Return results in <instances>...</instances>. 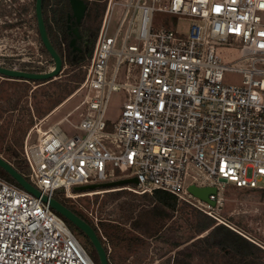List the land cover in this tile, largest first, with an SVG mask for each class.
I'll use <instances>...</instances> for the list:
<instances>
[{"label":"built area","instance_id":"obj_1","mask_svg":"<svg viewBox=\"0 0 264 264\" xmlns=\"http://www.w3.org/2000/svg\"><path fill=\"white\" fill-rule=\"evenodd\" d=\"M116 3L124 9L110 35L108 21ZM154 11L170 15L158 29L151 24ZM177 16L191 19L186 35L175 28ZM50 24L57 31L52 20ZM124 24L120 47L115 48ZM23 29L28 31V26ZM31 29L30 56L20 61L30 62V71L49 70L50 61ZM58 36L64 65L66 42ZM131 37L134 42L128 43ZM231 40L240 43L239 67L224 64L218 50L219 43ZM23 49L20 53L25 54ZM14 55L0 48V65L23 69ZM110 55L116 62L107 79ZM121 65L125 80L116 82ZM82 67L84 77L75 92L85 93L76 108L85 105L86 109L76 127L84 134L69 136L58 123L46 130L34 125L38 137L29 143L27 135L22 147L28 165L25 177L43 194L73 200L119 189L136 193L161 189L226 224L215 213L225 199L226 184L264 186V0H151V4L106 0L92 54ZM134 68L137 78L129 81L136 75L131 73ZM225 70L241 72L242 83H224ZM119 89L127 97L117 120L108 122L104 119L108 95ZM102 136L116 139L120 151L111 153L100 142ZM110 168L116 173L111 175ZM188 175L190 184L216 187L209 194L215 206L189 197ZM126 177H136L138 183L73 190ZM75 205L100 231L103 217L96 211L97 203ZM0 264L95 262L48 202L0 177Z\"/></svg>","mask_w":264,"mask_h":264},{"label":"rangeland","instance_id":"obj_2","mask_svg":"<svg viewBox=\"0 0 264 264\" xmlns=\"http://www.w3.org/2000/svg\"><path fill=\"white\" fill-rule=\"evenodd\" d=\"M22 1L24 0H19L18 2ZM141 2L151 4V0H141ZM0 3L6 4L8 8H13V15L0 16V42L2 41V44L6 42V45H1L0 48L2 52L6 51L15 53L16 55L13 56V59L17 58L15 63L19 65L20 68H22L23 63V69H28L30 68V62H21L20 58L30 56V27L32 28V38H34V40L39 43L37 40L36 29L33 24L32 14L30 13L29 15L18 16L16 14L17 9L14 8L18 4L17 2H11V5H9V0H0ZM123 9L124 7L120 3H116L113 6L108 21V34L111 35L114 33ZM166 17H170V15L163 12L154 11L151 21L152 27L154 29H158L163 23L167 22V19H165ZM17 21H19V23L13 24ZM190 23L191 19L189 17L177 16L175 28L181 35H186L188 33ZM24 25L28 26V31L23 29ZM92 25L95 26L96 22L92 21ZM10 28H14V30L10 32ZM124 33L125 24L117 34L116 43L114 45L115 48L120 47ZM22 39H24L23 42H21ZM132 42H134V40L131 37L128 39V43ZM12 44L14 45L9 46ZM22 47L24 48L23 52H25V54L20 53ZM239 48L240 43L236 40H231L230 43H219L218 50L222 58V62L229 66H241L242 62L240 61ZM115 62V55H110L107 63V79L112 77ZM6 65L9 66L8 64ZM68 67L69 66L67 62L63 65L62 72L65 69H68ZM74 71H77V69L71 70L70 74ZM124 72V65H121L117 76L115 77L116 82H122L125 80ZM131 73L136 75H132L129 78V81H134L135 77L137 78L136 69L134 68ZM67 77L69 76H66V78ZM223 81L226 84L240 85L242 83V73L237 70H225L223 73ZM29 86L30 94L28 95L27 106L29 109H31V111H33L34 103L36 101H42V96L40 95L41 91L45 89V85L42 83L36 84L35 82H31ZM76 88L43 118H35L34 123L27 128L23 135L22 147L27 135H29V143L35 142L36 138L38 137V132L36 131L34 125H36L37 128H41V130H46L51 125L58 123L62 131H64L69 136L75 134H84V131L77 128L76 125L81 120L86 106L82 105L76 108V105L79 104L83 99L85 90L75 92ZM32 89H36L37 91L35 97L31 96ZM105 92L107 93V88H105ZM126 97L127 94L123 89L111 90L109 92L104 113V119L106 121L114 122L117 120L121 113V108L126 100ZM2 101L5 102L4 99H2ZM18 103V109L13 113L6 111L0 116V124L8 121L11 117L9 135L12 133L13 128L16 127L18 121L21 118H26V110H24L23 107V105H25V100L19 101ZM32 127L34 128L30 133V129ZM100 142L111 153L120 151L118 141L112 137L102 136L100 137ZM0 155L3 158L6 156L3 151L0 152ZM128 171L129 170L125 172ZM109 173L111 175L115 174L116 169L110 168ZM191 182L192 179L190 175H188L185 178V187L187 188L188 184ZM261 185H264V179L261 180ZM224 194V201L215 207L216 216L224 221L226 223L225 225L228 224L227 226L233 228L244 236L246 235L247 238L258 243L259 245L264 246V186L260 187L259 189L250 190L247 188H238L233 184L227 183ZM93 195L82 196L73 200L66 198L65 200L67 204L76 207L75 203H93ZM125 197H122L121 199L125 200ZM189 197L193 200H197L196 196L192 194L189 195ZM128 199L129 198L126 197V200ZM120 202V199H116L112 202H109L110 204H108L107 207L100 209L102 213L101 216L106 219H110L111 222L118 220L124 222L120 226L121 241L106 235L107 241L105 244L106 246L109 245L110 247V250L108 249L107 253L108 257L111 258L112 264H162L168 257L172 258L171 262L173 264H205L203 260L196 255V251L191 244L192 239H190L193 235L192 223L194 219L192 211L189 209V207L197 209L196 207L184 201L178 200L179 204H184L187 206L184 208H181L182 206L176 208L170 216L159 217L157 214H154L155 212L152 210L153 207L151 204H147L137 197L136 199L129 201V203H132L135 207L133 216H131L126 214V210L120 207V205H117V203ZM97 203H103L101 196H99ZM114 205L117 206L115 207ZM125 215H129L128 219L127 217L125 219ZM214 219L218 223H223L219 222L216 218ZM74 235L83 245L86 251L91 255V257L95 259L96 250L94 249L90 240L80 231H77L74 233Z\"/></svg>","mask_w":264,"mask_h":264},{"label":"trees","instance_id":"obj_3","mask_svg":"<svg viewBox=\"0 0 264 264\" xmlns=\"http://www.w3.org/2000/svg\"><path fill=\"white\" fill-rule=\"evenodd\" d=\"M18 1L19 0H12V2L18 3L16 7H14L17 9L16 14L18 16L29 15L30 13L32 14L33 24L37 33V40L40 44V51L46 58L49 59L51 66H53V60L44 48L38 36L36 17L34 13L35 0H24L22 2ZM88 1L89 4L84 21L87 27L93 31V35L91 45L84 56L77 55L73 57V53L70 51V47L68 46L69 36L65 28L64 19L65 12L69 7V0H43L42 9L48 34L50 40L61 56L63 53L60 46L58 33L66 42V63L68 62V69H65L56 79H52L50 81H36L31 79L24 80L17 78L10 79L6 76L0 75V116L6 111L13 113L18 109V102L25 100V105H23V107L24 110H26V118H21L18 121L16 127L13 128V131L10 135L9 129L11 117L8 121L0 124V152L3 151L6 155L4 157L11 161L13 166L24 176L27 175L28 165L20 151L22 148V138L27 128L34 123L35 118H43L49 111L62 102V100H64L69 94H71L73 90L78 87L84 77V69L82 65L90 58L92 54L94 42L97 37L106 3V0ZM0 5V16L13 15V8H8L7 5L3 3H0ZM51 20L54 23L57 31H54V29L50 26L49 22ZM92 21L96 22L95 26L92 25ZM15 23H19V21L14 22L13 24ZM23 66L24 64L22 63V68ZM74 69H77V71H74L70 74V71ZM66 76L69 77L66 78ZM31 82H35L36 84L42 83L45 85V89L41 91L40 95L42 96V101H36L34 103L33 111H31V109H29L27 106L28 95L30 94L29 84ZM36 93V89L31 90L32 97H35ZM2 99H4L5 102H3ZM0 177L20 187L19 184L1 167ZM132 186H134V184H132ZM247 189L254 190L259 188L252 187ZM99 196H101L103 203H97ZM125 196L129 199L126 200ZM122 197H125V200L121 199ZM137 197H139L141 201L151 204L153 207L152 210L155 212L154 214H157L159 217L170 216L176 208L181 206V208H184L187 206L184 204H179L178 199L174 194L161 189H155L152 193L144 192L139 194L126 189L107 191L102 193V195L97 193L93 195V203H97L96 211L99 215H102L100 209L107 207V205L110 204L109 202L120 199L121 202L117 203V205H120V207L126 210V214L133 216L135 207L132 203H129V201H132ZM56 198L70 207L77 215L93 226L99 239L104 245L106 252L108 251L107 246L100 231L106 238L108 236L121 241L120 226L124 223L123 221L118 220L111 222L110 219H106L102 216L103 220L98 223V227L100 228L99 231L97 226L89 220L83 211L73 205L67 204L65 200L66 198L64 197H59L56 195ZM117 205L114 206L116 207ZM189 209H191L194 219L192 223L193 235L190 238L192 239L191 244L196 251V255L199 256L205 264H264V247L250 240L233 228L223 223H218L213 217L207 215L201 210L191 207H189ZM129 215H125V219L126 217L128 219ZM64 219L73 233L80 231L83 235H85L73 223H71L66 218ZM92 259L94 260L95 264H100L96 251L95 259ZM108 260L109 264H112L110 257H108ZM171 261L172 258L168 257L162 264H173Z\"/></svg>","mask_w":264,"mask_h":264},{"label":"water","instance_id":"obj_4","mask_svg":"<svg viewBox=\"0 0 264 264\" xmlns=\"http://www.w3.org/2000/svg\"><path fill=\"white\" fill-rule=\"evenodd\" d=\"M43 0H35L34 2V13L36 17V26L38 36L41 43L43 44L46 51L49 53L51 59L53 60V66L51 69L46 71H30L23 69H14L6 66L0 65V75L6 76L7 78L13 79H24V80H47L50 81L55 79L63 70V60L52 41L50 40L48 30L46 27L43 9H42ZM88 7V0H69L70 10L67 12L66 17V30L68 33V46L70 47L71 52L80 51L83 49L88 50L89 39L84 41L83 48L78 44V40L82 39V33L78 25L71 26L72 24H79L82 18L85 15V12ZM73 18V19H72ZM72 19V20H71ZM0 167L3 168L18 184L21 188L29 191L33 195L40 197L44 202H48L50 207L59 213L61 216L69 220L76 227H78L90 240L94 249L96 250L99 263L100 264H109L108 254L105 250L104 245L99 239L93 226L88 223L86 220L77 215L70 207L61 202L59 199L53 196H48L43 194L39 189L32 185L29 180L20 173L12 163L7 161L5 158L0 156ZM138 180L136 177H126L118 178L105 182L98 183H89L84 185L74 186L73 190L75 191H91L100 188L116 187L125 184H137ZM188 192L192 195L206 201L212 206H215V201L209 198V194L216 192V187L214 186H197L195 184H189L187 186Z\"/></svg>","mask_w":264,"mask_h":264},{"label":"flooded vegetation","instance_id":"obj_5","mask_svg":"<svg viewBox=\"0 0 264 264\" xmlns=\"http://www.w3.org/2000/svg\"><path fill=\"white\" fill-rule=\"evenodd\" d=\"M88 4H89V1H88ZM88 8V7H87ZM70 10V8L68 7V9H67V11L65 12V19H64V24H65V28H66V24H67V22H66V17H67V12ZM87 11V10H86ZM85 18H86V12H85V15H84V17L82 18V20H81V22L79 23V24H77V23H75V24H72L71 26L73 27V26H75V25H78L79 26V29H80V31H81V33H82V39L81 40H78V44H80L83 48H85V46H84V41L86 40V39H89V43H88V49H89V47H90V45H91V40H92V33H93V31H91V29H89L88 27H87V25L85 24ZM73 19V18H72ZM71 19V20H72ZM89 26V25H88ZM87 51L88 50H85V49H83V51L82 52H80V51H76V52H72L73 53V57H75V56H84L86 53H87Z\"/></svg>","mask_w":264,"mask_h":264},{"label":"crops","instance_id":"obj_6","mask_svg":"<svg viewBox=\"0 0 264 264\" xmlns=\"http://www.w3.org/2000/svg\"><path fill=\"white\" fill-rule=\"evenodd\" d=\"M50 23V22H49ZM101 24V23H100ZM50 26L52 27V28H54L51 24H50Z\"/></svg>","mask_w":264,"mask_h":264}]
</instances>
